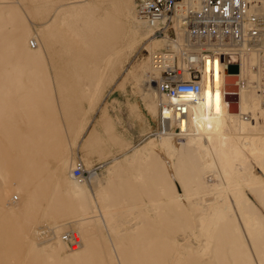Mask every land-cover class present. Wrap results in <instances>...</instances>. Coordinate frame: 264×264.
<instances>
[{
  "label": "rangeland",
  "instance_id": "1",
  "mask_svg": "<svg viewBox=\"0 0 264 264\" xmlns=\"http://www.w3.org/2000/svg\"><path fill=\"white\" fill-rule=\"evenodd\" d=\"M151 41L136 0H0V264H61L78 255L72 264H174L179 248L181 264H264V206L252 188L243 190L251 226L242 210L206 202L222 207L224 221L204 232L212 212L198 204L223 187L220 166L161 146L176 124L162 128ZM254 71L257 79L244 78L264 108ZM263 108L248 131L261 144ZM236 137L228 145L242 163L236 179L264 174V145L254 158ZM79 161L105 165L84 186L83 209L67 193ZM103 207L115 212L112 234L89 220ZM54 227L60 237L77 231L81 249L43 244Z\"/></svg>",
  "mask_w": 264,
  "mask_h": 264
},
{
  "label": "bare ground",
  "instance_id": "2",
  "mask_svg": "<svg viewBox=\"0 0 264 264\" xmlns=\"http://www.w3.org/2000/svg\"><path fill=\"white\" fill-rule=\"evenodd\" d=\"M136 18L144 26L149 37L152 38L151 32L147 28L146 24L142 22L137 16V11H136ZM150 45H151L150 51L151 52L153 51L151 55H153L158 51H162L163 49L168 48L169 46H174V48L178 51H180L183 47V44L173 45L169 40L166 39L159 40L155 38H152ZM255 49L256 48H252L250 46L244 45L243 46L244 53L242 52L241 55H238L237 53H235L236 55H229V54L226 55L225 58H227L228 62H223L222 61L223 57L220 59V57L217 54L204 56L203 59L200 60V63L201 62L202 63L199 66L202 74L201 100L199 101L198 104H194L191 106L190 118L182 126V130H179L181 128V124L179 125L175 122L176 124L175 134L168 133L164 135L165 137L164 136L160 137L163 139L161 146L164 149H166L172 156H177L187 151H191L193 153L198 154L201 157V159H203L204 164L207 165L210 164L214 166L218 164L220 166V179L221 182L223 183V187L218 191H214V189H208L209 192L208 191H207L208 193L206 192L207 196H212L211 198L214 199L208 201V199H205L207 198L205 194L203 196V202L198 204L199 207H202L203 209H207L208 212H212V214L208 219L209 226L208 225L206 226L208 230L204 231L206 235L209 231H211L213 227H216L220 223L222 224L224 221V212L222 210V207L221 209L220 208L215 209L217 207L213 208L212 205L206 206L207 205L206 202L214 203L215 206L224 205V207H226L228 210L231 209V207L242 210V212H244L243 218L247 223V225L250 226L252 225L253 218L251 216H248L247 214L249 213V211L253 209V207L250 200L245 198L243 195L244 186L252 188L253 191L256 193V196L261 201V204L264 206V197H263L264 174L260 172L261 175H259L257 173V170H254L256 171V173L254 172V175L251 174L250 177L243 176L241 181L237 180L235 174L237 170H239V168L242 167V163L239 164L236 163L234 157L235 156L234 150L228 148V145L230 143L232 144L238 142L236 136L239 135L241 137L242 142H244L242 144V148L246 152H248L250 156H253L254 158H258L260 157V153H261V145H264V143L261 144L260 141L254 139V136H257L256 134H251V135L248 134L249 128L254 125V116L258 113L260 109L263 108L262 107L263 105L260 104L259 101L257 102V99L253 97L250 91L251 90L250 88L252 87L251 83L253 82L252 81L248 82L244 78L245 74L246 73L249 74L250 72L252 79L254 80L257 79V74L255 73L253 67L257 60L255 55L259 53ZM248 56H252L251 66H250V62L247 61ZM152 62L154 67L159 70V77H160L162 70L158 68V66L154 63L153 60ZM105 63L107 68L113 65L111 61V55L106 58ZM228 63L236 64L239 67V73L235 75L237 77V81L235 82V86H237L238 88L237 92H235L237 97L236 99H232L233 102L237 104V111L231 110L230 107L231 101L230 99L226 98V95L230 94L227 93L225 90L227 86L226 78L229 76L227 72ZM242 82L245 83L244 87L242 86ZM259 98L264 103V99L261 96V93ZM160 103L161 106L162 104H169L171 103V101L161 96ZM236 124H238V128H239L238 133H235ZM171 138H175L179 140V142L183 140L182 144L184 146L181 149L179 148L180 151L172 143ZM215 153L218 154L219 160L216 159ZM66 164L67 161H64L63 162L64 168ZM260 169L264 172L263 164L260 165ZM98 175L99 174L91 176L89 181H80L74 177L75 183L72 182L70 183V186L67 189V193L72 197V199L78 205L79 209H83L84 206H86L89 202V197L87 193L88 189L87 187L84 186L85 185L89 186L92 185L93 182H96ZM216 181L217 180L215 181L205 180V185L207 186L211 184V186L215 187ZM186 197L189 198V195ZM174 200L178 204H181L183 198L177 197ZM95 213L97 214L94 217V220L91 219L89 220L96 221L98 223L97 224L98 227L104 226L112 234L115 231V226L113 225L115 212L109 210L107 207H103L101 208V210L99 209V212L96 211ZM205 223L206 222H201L202 225H204ZM54 228H55V232L51 228H48V230L45 232L48 233L50 237L43 244L53 242L56 239L55 246H57L58 250L59 249L61 250L62 244L65 246L67 245L68 249L71 252H76L81 249L83 242L77 231L71 230L78 235L80 246L71 249L69 243L65 241L63 238L67 233L71 231L64 233L60 237L57 228L56 227ZM41 234H44V231L40 232L38 230L37 235L39 236ZM117 235L119 234L117 233ZM55 246H53L52 248H54ZM162 248L163 246H161V249ZM33 249L34 246L32 245L30 247V251H32ZM159 252L161 253L162 250H160ZM181 254L182 253L180 252V248L177 249L175 254L174 264L182 263ZM80 256L81 255H78V257ZM75 260H66L61 264H72L73 261Z\"/></svg>",
  "mask_w": 264,
  "mask_h": 264
},
{
  "label": "built area",
  "instance_id": "3",
  "mask_svg": "<svg viewBox=\"0 0 264 264\" xmlns=\"http://www.w3.org/2000/svg\"><path fill=\"white\" fill-rule=\"evenodd\" d=\"M264 0H136V11L155 39L183 44L152 55L162 70L157 87L171 103L160 106V121L182 126L189 120L191 106L202 97L200 60L206 55H241L243 46L256 48L260 59L254 66L261 73L259 92L264 99ZM35 47V43L31 44ZM242 86L245 83L242 82ZM180 132V131H179ZM105 166L88 169L79 161L73 176L89 181ZM71 249L80 246L78 235L71 231L64 237Z\"/></svg>",
  "mask_w": 264,
  "mask_h": 264
},
{
  "label": "water",
  "instance_id": "4",
  "mask_svg": "<svg viewBox=\"0 0 264 264\" xmlns=\"http://www.w3.org/2000/svg\"><path fill=\"white\" fill-rule=\"evenodd\" d=\"M223 62H228L227 58L223 57L222 58ZM227 72H228V77L226 78V83L227 86L225 88L227 93H230L229 95H226L227 99H230L231 101V110L232 111H237V104L235 102H233L232 99H236V94L235 92H237V86H235V82L237 81V77L235 75H237L239 73V67L236 64H232V63H228L227 66ZM233 93V94H232Z\"/></svg>",
  "mask_w": 264,
  "mask_h": 264
},
{
  "label": "crops",
  "instance_id": "5",
  "mask_svg": "<svg viewBox=\"0 0 264 264\" xmlns=\"http://www.w3.org/2000/svg\"><path fill=\"white\" fill-rule=\"evenodd\" d=\"M95 164H97V163H95Z\"/></svg>",
  "mask_w": 264,
  "mask_h": 264
}]
</instances>
